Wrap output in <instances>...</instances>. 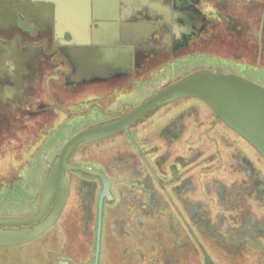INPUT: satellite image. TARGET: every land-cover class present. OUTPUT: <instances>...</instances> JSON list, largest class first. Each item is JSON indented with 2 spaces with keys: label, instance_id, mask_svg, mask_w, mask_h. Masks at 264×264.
<instances>
[{
  "label": "flooded vegetation",
  "instance_id": "1",
  "mask_svg": "<svg viewBox=\"0 0 264 264\" xmlns=\"http://www.w3.org/2000/svg\"><path fill=\"white\" fill-rule=\"evenodd\" d=\"M44 9L42 4L31 0H0V156L6 148V156L9 153L21 158L24 150L27 152L40 145L37 155L41 154L44 148H48V140L57 136L58 130L55 129L62 118L66 124L87 122L81 132L122 119L139 106L124 103L120 98L123 84L153 82L155 78L151 74L155 71L160 73L166 67L169 68L163 71L177 68L183 74L189 64L202 59L208 48H211L209 59L213 60L216 68L205 71L215 73L222 69L225 74L239 76L264 87V0H119L118 13L97 14L101 20L93 19L87 27L80 29L82 33L72 29L71 25H59L56 16L51 21L45 19L39 14ZM107 18L113 20L107 21ZM167 104L150 111H158ZM149 112L126 130L76 145L66 158V165L97 169L110 182V195L105 197L103 204V223L110 203L118 199L124 202L129 197V203L135 205L120 230L127 233L131 246L129 249L126 247L123 253L129 254L132 250L131 256L133 252L134 255L138 253V247L132 246L138 237L130 235L125 227H130L135 212L150 217L159 208L149 179L163 186L164 194H161L167 201L164 211L157 210L169 216V220L159 223L160 226L170 225L171 214L165 213L170 211L177 212L179 217L172 221L173 228H192L194 224L175 194L189 177L187 166L198 165L199 155L189 162L185 155H177L167 172H163L169 176L168 181L156 179L157 168L162 166V156H155L157 151L153 147L144 149L143 142L139 143L134 137L137 122ZM172 123L163 129V135L168 129L175 128ZM118 134L126 135L137 153L121 162L122 167L132 170L131 177L112 179L111 170L103 163L88 166V152L90 145ZM44 137L48 139L43 143ZM64 146L52 145L49 148L46 177L55 168ZM126 161H132L131 166L126 167ZM140 167L146 172H138ZM64 174L70 181L69 196L77 178L93 184L94 190L100 186L101 198L105 184L98 175L70 169H65ZM60 199L61 194L36 225L46 220ZM138 214H135L134 224L144 230V222ZM151 238H155L154 235ZM141 239L144 242L143 235ZM145 246L149 247L148 241ZM101 249L102 237L100 253ZM152 264H158V261L153 259Z\"/></svg>",
  "mask_w": 264,
  "mask_h": 264
},
{
  "label": "rangeland",
  "instance_id": "2",
  "mask_svg": "<svg viewBox=\"0 0 264 264\" xmlns=\"http://www.w3.org/2000/svg\"><path fill=\"white\" fill-rule=\"evenodd\" d=\"M209 58L211 48L202 59L189 64L183 74L177 68L163 71L169 68L166 67L160 73L151 74L155 78L153 82L123 84L120 98L124 103L141 105L153 94L194 71L215 70L216 64ZM148 115L137 122L134 137L139 143L143 142L144 149L153 147L157 151L155 156H162L156 179L168 181L169 176L164 173L177 155H185L188 162L199 155L198 165L187 166L189 177L175 194L194 224L189 229L173 228L172 221L179 217L177 212L170 211L165 212L171 214L170 225L161 227L159 221L150 224L148 217L135 212L131 224L134 225L135 214H138L144 222L145 240L143 242L141 236L136 235L138 241L132 245L140 248L141 254L137 251V255L133 252L131 256L132 250L124 254L130 240L127 233L120 230L135 205L129 203V197L124 202L118 199L106 207L100 264H152L153 259L158 264H264V158L234 130L216 119L215 112L202 101L185 98ZM172 122L175 128L168 129L163 135V129ZM86 123L76 121L69 125L65 119H60L55 129L57 136L49 139L48 148L38 155L41 145L27 155L24 152L18 161L14 155L7 153L6 156V148L3 149L5 153L0 156V219H19L38 213L49 169L46 161L49 148L65 145L85 128ZM47 139L44 137L42 142ZM106 140L90 146L89 162L103 163L111 170L112 179L131 177L132 170L122 167L121 162L129 155L135 156L136 147L131 146L124 134ZM126 162V167L131 166L132 161ZM141 171L146 172L140 167L138 172ZM149 183L154 189L157 210H163L167 203L162 196L163 186L151 179ZM73 186L57 223L31 242L0 250V264H69L71 260L77 264L95 263L102 188L98 186L94 190L93 184L77 178ZM163 211H158L156 218L160 219ZM167 220L169 216L162 221ZM153 235L155 238H151ZM147 241L149 247L145 246ZM138 242L144 245L139 247ZM152 251L155 253L149 254Z\"/></svg>",
  "mask_w": 264,
  "mask_h": 264
},
{
  "label": "water",
  "instance_id": "3",
  "mask_svg": "<svg viewBox=\"0 0 264 264\" xmlns=\"http://www.w3.org/2000/svg\"><path fill=\"white\" fill-rule=\"evenodd\" d=\"M45 7L39 14L58 24L83 30L92 20H101L100 13H118L119 0H31ZM56 9L54 10V8ZM107 21L113 19L107 18ZM63 22V23H62ZM80 33H82L80 31ZM184 98H198L207 103L217 119L224 122L252 145L264 158V87L235 75L199 71L164 89L122 119L87 129L71 138L59 152V161L44 181L38 213L19 219H0V247H16L31 242L52 228L60 218L69 198V177L64 170H77L98 175L105 184L100 198L95 263L100 264V247L103 224V204L110 195V182L104 174L93 168L66 165L71 150L80 143L109 137L149 112L156 106ZM61 194L56 208L39 225ZM30 226V227H29Z\"/></svg>",
  "mask_w": 264,
  "mask_h": 264
},
{
  "label": "trees",
  "instance_id": "4",
  "mask_svg": "<svg viewBox=\"0 0 264 264\" xmlns=\"http://www.w3.org/2000/svg\"><path fill=\"white\" fill-rule=\"evenodd\" d=\"M150 112H152V111H150ZM149 112V113H150ZM147 115H145V117H146ZM149 116V115H148ZM126 136V135H125ZM127 137V136H126ZM127 139L130 141V139L127 137ZM105 141H107V140H105ZM98 144H100V143H98ZM91 146V145H90ZM92 146H94V145H92ZM29 151H31V149H28V151L26 152L25 150H24V152H26V155L29 153ZM24 152H22L21 154V156H23V154H24ZM19 154H20V152H19ZM16 157V160L18 161L20 158H19V156L18 155H16L15 156ZM218 160L220 161V158H218ZM95 164H92V162H90L89 164H88V166H94ZM159 212L157 211V210H155L154 211V216H150V217H148L149 218V222H158L159 221V223L164 219V218H166L167 217V215H164L163 213H162V216H161V218L160 219H158V218H156V214H158ZM158 223V224H159ZM189 229V228H188ZM189 231V230H188ZM127 232L130 234V235H134V236H142V235H144V232H143V230L142 229H140V228H138L135 224L134 225H130V227H128L127 228ZM139 243H140V245H139ZM134 244V243H133ZM142 245H144V244H141V242H138V246L139 247H142ZM21 246V245H20ZM7 248H11V247H0V250H2V249H7ZM137 250L139 251V253L141 254V249L140 248H137ZM136 250V251H137ZM69 264H77L76 262H72V260H71V262H69Z\"/></svg>",
  "mask_w": 264,
  "mask_h": 264
}]
</instances>
